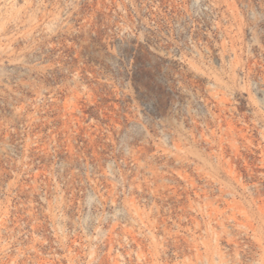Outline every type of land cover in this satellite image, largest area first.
Wrapping results in <instances>:
<instances>
[{"label": "rangeland", "instance_id": "374dc122", "mask_svg": "<svg viewBox=\"0 0 264 264\" xmlns=\"http://www.w3.org/2000/svg\"><path fill=\"white\" fill-rule=\"evenodd\" d=\"M0 264H264V0H0Z\"/></svg>", "mask_w": 264, "mask_h": 264}]
</instances>
